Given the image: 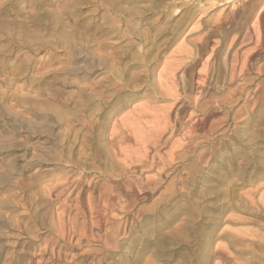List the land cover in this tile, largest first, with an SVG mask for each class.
Here are the masks:
<instances>
[{
    "label": "rangeland",
    "instance_id": "rangeland-1",
    "mask_svg": "<svg viewBox=\"0 0 264 264\" xmlns=\"http://www.w3.org/2000/svg\"><path fill=\"white\" fill-rule=\"evenodd\" d=\"M236 1L0 0V264H264V0Z\"/></svg>",
    "mask_w": 264,
    "mask_h": 264
},
{
    "label": "bare ground",
    "instance_id": "bare-ground-1",
    "mask_svg": "<svg viewBox=\"0 0 264 264\" xmlns=\"http://www.w3.org/2000/svg\"><path fill=\"white\" fill-rule=\"evenodd\" d=\"M188 1H189V0H188ZM233 1H234V0H233ZM235 1H236V0H235ZM217 2H218V1H217ZM221 2H222V1H221ZM236 2H237V4H238V5H237L238 7H239V6H241V7H246V4H247L248 0H237ZM256 2H257V0H256ZM256 2H254V3H256ZM250 3H251V0H250ZM199 4H200V3H199ZM215 5H216V4H215ZM237 6H236V7H237ZM250 6H251V5H250ZM255 6H256V5H255ZM234 7H235V6H234ZM234 7H232V8L234 9ZM248 9H249V8H248ZM250 9H251V8H250ZM239 10L241 11L240 8L238 9V11H239ZM246 10H247V9H246ZM253 10H254V8H253ZM253 10H252V12H253ZM262 10H263V9H262ZM235 11H236V10H235ZM244 11H245V10H244ZM232 12H234V11H232ZM232 12H231V13H232ZM236 12H237V11H236ZM245 12H246V11H245ZM245 12H243V13H245ZM247 12H248V11H247ZM261 12H262V11H261ZM229 13H230V12H229ZM231 13H230V14H231ZM234 13H235V12H234ZM234 13H233V14H234ZM237 13H238V12H237ZM185 14H186V13H185ZM191 14H192V13H191ZM241 14H242V13H241ZM187 15H188V14H187ZM231 15H232V14H231ZM231 15H230V16H231ZM234 15H237V14H234ZM244 15H245V14H244ZM259 15H260V14H259ZM226 16H227V15H226ZM228 16H229V15H228ZM237 16H238V15H237ZM237 16H236V17H237ZM241 16H242V15H241ZM190 17H191V16H190ZM234 17H235V16H234ZM244 17H245V16H244ZM246 17H247V16H246ZM226 18H227V17H226ZM229 19H230V17H229ZM229 19L227 18L226 22H228ZM233 19H235V18H233ZM243 19H244V18H243ZM259 19H260V18H259ZM224 20H225V19H224ZM231 22H232V20H231ZM221 23H222V22H221ZM221 23H220L219 25H221ZM224 23H225V22H224ZM229 23H230V22H229ZM246 23H247V21H246ZM222 24H223V23H222ZM223 25H224V24H223ZM226 25H227V24H226ZM231 25L233 26V24H231ZM227 26H228V25H227ZM253 26H254V25H253ZM253 26H251V30H253V29H252ZM254 27H256V25H255ZM221 28H223L222 25H221ZM226 28H227V27H226ZM249 28H250V27H249ZM258 28H259V27H258V25H257V27H256V29H257L256 32L258 31ZM223 29H225V27H224ZM229 30H230V29H228V30H226V31H229ZM248 30H250V29H247V32H248ZM254 30H255V29H254ZM216 31H217V30H216ZM218 31H219V30H218ZM226 31H225V32H226ZM222 32H224V30H223ZM260 32H261V31H260ZM214 33H216V32H214ZM219 33H220V32H219ZM249 33L251 34L250 31H249ZM226 34H227V32H226ZM257 34H258V32H257ZM260 34H261V33H260ZM260 34H258V36H259ZM216 35H217V34H216ZM223 35H224V33H223ZM228 35H229V32H228ZM228 35H227V36H228ZM247 35H248V33H246V36H247ZM251 35H252V34H251ZM246 36H245V38H246ZM248 36H249V35H248ZM248 36H247V38H248ZM258 36H257V37H258ZM245 38H244V39H245ZM201 39H202V38H201ZM233 39H234V38H233ZM249 39H251L250 36H249ZM245 40H247V39H245ZM221 42H222V41H221ZM203 46H204V44H203ZM235 47H236V46H235ZM202 48H203V47H202ZM199 51H200V50H199ZM201 53H202V52H201ZM230 53H232V52H230ZM198 54H199V53H198ZM246 54H247V53L245 52V54H244V53L242 54L243 56L241 55V57L244 58V60H245V57H246V56L244 57V55H246ZM192 55H193V54H192ZM195 55H196V54H195ZM239 56H240V55H239ZM190 57H191V56L189 55V58H190ZM192 57H193V56H192ZM236 57H237V55H236ZM236 57H235V58H236ZM187 58H188V57H187ZM238 58H239V57H238ZM246 59H247V58H246ZM248 59H249V58H248ZM250 59H251V58H250ZM192 60H193V59H192ZM194 60H195V59H194ZM196 60H197V59H196ZM244 60H243V61H244ZM246 61H248V60H246ZM185 62H186V61H185ZM249 62H250V61H249ZM243 63H244V62H243ZM248 64H249V63H248ZM180 65H181V64H179V66H180ZM182 65H183V64H182ZM188 65H189V64H188ZM241 65H242V64H241ZM191 66H192V65H191ZM204 66H205V65H204ZM234 66H235V65H234ZM234 66H233V67H234ZM206 67H207V66H206ZM244 67H245V66H244ZM251 67L253 68V66H251ZM175 68H176V67H175ZM177 68H178V67H177ZM180 68H181V67H180ZM186 68H187V67H186ZM212 69H213V68H212ZM234 69H235V68H234ZM244 69H245V68H244ZM248 69H249V68H248V66H247L246 71H247ZM167 70H168V69H167ZM175 70H176V69H175ZM175 70H174V72H175V74H176V71H175ZM239 70H240V69H239ZM262 70H263V68H262ZM169 71H170V69H169ZM169 71H168V72H169ZM234 71H235V70H234ZM244 71H245V70H244ZM246 71H245V75H246V73H247ZM172 72H173V71H171V73H172ZM237 72H238V71H237ZM169 73H170V72H169ZM183 73H184V72H183ZM230 73H231V72H230ZM232 73H233V72H232ZM242 73H243V74H242ZM242 73H241V74L244 75V72H242ZM172 74L174 75V73H172ZM172 74H170V75L172 76ZM187 74H188V72H187ZM187 74L185 73V74H183V76H184V75H187ZM228 74H229V73H228ZM203 75H204V74H203ZM205 75H206V74H205ZM212 75H213V74H212ZM230 75L232 76V74H230ZM233 75H234V74H233ZM166 76H167V75H166ZM171 76H168L169 79L171 78ZM174 76H175V75H174ZM189 76H190V74H189ZM200 76H201V75H200ZM227 76H228V75H227ZM237 76H238V75H237ZM239 76H240V73H239ZM168 77H167V78H168ZM208 77H209V76H208ZM232 77H233V76H232ZM174 78H175V77H174ZM180 78H181V77H180ZM187 78H188V75H187ZM191 78H192V77H191ZM191 78H190V81H191ZM205 78H206V77H205ZM205 78H200V79H205ZM219 78H221V77L219 76ZM236 78H237V77H236ZM238 78H240V77H238ZM244 78H245V77H244ZM169 79H168V81H171V80H169ZM171 79H172V78H171ZM176 79H178V77H176ZM200 79H199V80H200ZM206 79H207V78H206ZM166 80H167V79H166ZM166 80H165V81H166ZM181 80H182V79H181ZM183 80H184V79H183ZM183 80H182V81H183ZM185 80H186V78H185ZM209 80H210V79H209ZM168 81H167V82H168ZM172 81H173V80H172ZM175 81H176V80H175ZM188 81H189V80H187V82H188ZM202 81H203V80H202ZM204 81H205V80H204ZM204 81H203V82H204ZM207 81H208V79H207ZM218 81H219V80H218ZM220 81H221V80H220ZM231 81H232V80H231ZM233 81H234V80H233ZM237 81H238V80H237ZM160 82H161V81H160ZM179 82H180V80H179ZM179 82H178V83H179ZM198 82H199V81H198ZM208 82H209V81H208ZM163 83H165V82H163ZM175 83H176V82H175ZM183 83H184V82H183ZM185 83H186V82H185ZM188 83H189V82H188ZM191 83H192V82H191ZM215 83H216V82H215ZM218 83H220V82H218ZM247 83H248V82H247ZM249 83H250V82H249ZM249 83H248V84H249ZM165 84H167V83H165ZM186 84H187V83H186ZM198 84H199V83H198ZM182 85H183V84H182ZM199 85H201V84H199ZM202 85H203V84H202ZM211 85H213V84L211 83ZM222 85H223V84H222ZM222 85H220V87H221ZM170 86H171V85H170ZM177 86H178V85H177ZM203 86H204V85H203ZM229 86H230V85H229ZM245 86H246V84H245ZM184 87H185V86H184ZM184 87H183V88H184ZM191 87H192V86H191ZM199 87H200V86H199ZM207 87H208V86H207ZM240 87H241V86H240ZM185 88H186V87H185ZM201 88H202V87H201ZM205 88H206V87H205ZM225 88H227V87H225ZM258 88H260V87H258ZM258 88H257V89H258ZM187 89H189V88H187ZM187 89H186V90H187ZM206 89H207V88H206ZM221 89H222V88H221ZM260 89H262V88H260ZM176 90H177V89H176ZM184 90H185V89H184ZM210 90H211V89H210ZM229 90H230V89H229ZM235 90H236V89H235ZM190 91H191V90H190ZM202 91H203V90H202ZM206 91H207V90H206ZM212 91H213V90H212ZM220 91H221V90H220ZM222 91H223V90H222ZM227 91H228V88H227ZM231 91H232V89H231ZM231 91H229V92H231ZM263 91H264V90H263ZM169 92H170V91H169ZM203 92H204V91H203ZM207 92H208V91H207ZM176 93H177V92H176ZM186 93H187V92H186ZM190 93H191V92H190ZM209 93H210V92H209ZM258 93H259V92H258ZM258 93H256V94L258 95ZM263 93H264V92H263ZM164 94H165V92H164ZM169 94H170V93H169ZM203 94H204V93H203ZM185 95H186V94H185ZM189 95H190V94H189ZM191 95H192V94H191ZM191 95H190V97H191ZM199 95H200V93H199ZM204 95H205V94H204ZM229 95H230V94H229ZM173 96H176V95L173 94ZM186 96H188V95H186ZM201 96L203 97V95H201ZM209 96H210V95H209ZM160 97H161V96H160ZM204 97H205V96H204ZM258 97H259V96H258ZM163 98H164V97H163ZM227 98H228V97H227ZM261 98H262V97H261ZM263 98H264V97H263ZM155 99H156V98H155ZM188 99H189V98H188ZM237 99H238V98H237ZM253 99H255V97H254ZM175 100H176V99H175ZM180 100H181V99H180ZM196 100H197V98H196ZM234 100H235V99H234ZM250 100H252V99H250ZM260 100H263V99H260ZM182 101H183V100H182ZM230 101H231V100H230ZM232 101H233V100H232ZM234 102H235V101H234ZM247 102L249 103V101H247ZM261 102H262V101H261ZM175 103H176V101H175ZM248 103H247V104H248ZM252 103H253V102H252ZM258 103H259V102H258ZM204 117H205V116H204ZM207 118H208V117H207ZM202 120H203V119H202ZM207 120H208V119H207ZM170 124H171V123H170ZM165 126H166V125H165ZM197 126H199V125H197ZM189 128H190V127H189ZM189 128H188V129H189ZM191 128H192V127H191ZM191 128H190V129H191ZM193 128H194V127H193ZM196 128H197V127H196ZM199 128H200V127H199ZM170 129H171V128H170ZM173 129H174V128H173ZM214 129H215V128H214ZM166 130H167V129H166ZM181 130H182V129H181ZM193 130H194V129H193ZM211 130H213V129H211ZM190 131H191V130H190ZM206 131H207V130H206ZM172 132H173V131H172ZM176 132H177V131H176ZM195 132H196V131H195ZM199 132H202V131H199ZM206 133L208 134V132H206ZM194 134H195V133H194ZM194 134H193V135H194ZM198 134H199V133H198ZM203 134H205V133H203ZM159 135H160V134H159ZM195 135H196V134H195ZM195 135H194V137H195ZM143 136H144V135H143ZM188 136H189V135H188ZM200 136H201V134H200ZM204 136H205V135H204ZM146 137H147V136H146ZM151 137H152V136H151ZM157 137H159V136H157ZM162 137H163V136H162ZM194 137H192V138H194ZM124 138H125V137H124ZM138 138H139V137H138ZM169 138H170V137H169ZM190 138H191V137H190ZM256 138H257V137H256ZM140 139H141V138H139V140H140ZM157 139H158V138H157ZM208 139H209V138H208ZM141 140H142V139H141ZM191 140H193V139H191ZM127 141H128V140H127ZM158 141H159V140H157L156 142H158ZM178 141H179V140H178ZM188 141H189V140H188ZM121 142H122V141H121ZM140 142H141V141H140ZM196 142H197V141H196ZM148 143H149V140H148ZM158 143H159V142H158ZM163 143H164V142H163ZM166 143H167V142H166ZM117 144H118V143H117ZM139 144H140V143H139ZM151 144H152V143H151ZM190 144H191V143H190ZM192 144H193V143H192ZM119 145H120V144H119ZM145 145H146V144H145ZM161 147H162V146H161ZM163 147H164V146H163ZM179 147H180V146H179ZM187 147H188V146H187ZM152 148H153V146H152ZM177 151H178V150H177ZM195 151H196V150H195ZM146 152H148V151H146ZM157 152H159V150H158ZM217 153H218V152H217ZM235 153H236V152H235ZM112 154H113V153H112ZM119 154H120V153H119ZM106 155H107V154H106ZM108 155H109V153H108ZM133 155H134V154H133ZM166 155H167V154H166ZM111 156H112V155H111ZM162 156H163V155H162ZM162 156H161V157H162ZM106 157L108 158V156H106ZM112 157H113V156H112ZM154 157H155V155H154ZM156 157H157V156H156ZM161 157H158V158L160 159ZM204 158H205V157H204ZM109 159H110V158H109ZM152 159H153V158H152ZM199 160H200V159H199ZM203 160H204V159H203ZM151 161H152V160H151ZM164 161H165V160H164ZM164 161H163V162H164ZM113 162H114V161H113ZM171 162H172V161H171ZM171 162H170V163H171ZM146 163H147V162H146ZM108 164H109V163H108ZM159 164H160V162H159ZM116 165H117V164H116ZM138 165H139V164H138ZM111 166H112V165H111ZM125 166H126V165H125ZM139 166H140V165H139ZM162 167H163V166H162ZM170 167H171V166H170ZM168 168H169V167H168ZM161 169H162V168H160V171H161ZM114 170H115V169H114ZM119 173H120V172H119ZM140 173H141V172H140ZM157 173H158V172H157ZM167 174H168V173H167ZM117 175H118V174H117ZM139 176H140V175H139ZM134 179H135V178H134ZM153 179H154V178H153ZM153 179H152L151 181H153ZM132 180H133V179H132ZM148 180H149V179H148ZM154 180H155V179H154ZM145 181H146V180H145ZM149 181H150V180H149ZM151 181H150V182H151ZM155 181H156V180H155ZM127 182H128V181H127ZM132 182H134V181H132ZM146 182H147V181H146ZM150 182H149V183H150ZM153 182H154V181H153ZM171 182H172V181H171ZM147 183H148V182H147ZM169 183H170V182H169ZM126 184H127V183H126ZM129 184L132 185V183H130V182H129ZM136 184H138V183H137V182L134 183V185H136ZM150 184H151V183H150ZM131 185H130V186H131ZM138 185H139V184H138ZM140 185H141V184H140ZM160 185H161V184H160ZM124 186H125V185H124ZM126 186H127V185H126ZM130 186H129V187H130ZM120 187H121V186H120ZM133 187H134V186H133ZM133 187H132V188H133ZM138 187H139V186H138ZM141 187H142V186H141ZM153 187H154V186H153ZM159 187H160V186H159ZM135 188H136V187H135ZM149 188H150V186H149ZM129 189H131V188H128V190H129ZM137 189H140V188H137ZM153 189H154V188H153ZM153 189H152V190H153ZM141 190H143V189H141ZM168 190H169V189H168ZM126 191H127V189H126ZM126 191H125V192H126ZM132 191H133V190H132ZM134 191H135V190H134ZM145 191H146V190H145ZM128 192H130V191H128ZM135 192H136V191H135ZM135 192H134V193H135ZM175 192H176V191H175ZM177 192H178V191H177ZM136 193H137V192H136ZM112 194H113V193H111V195H112ZM125 194H126V193H125ZM127 194H128V193H127ZM131 194H132V193H131ZM131 194H129V195H131ZM150 194H151V193H150ZM176 194H177V193H176ZM113 195H114V194H113ZM113 195H112V196H113ZM115 195H116V194H115ZM118 195L120 196L119 193H118ZM181 195H182V194H181ZM104 196H105V195H104ZM122 196H123V195H122ZM124 196H125V195H124ZM145 196H146V195H145ZM174 196H175V195H174ZM125 197H126V196H125ZM125 197H124V198H125ZM146 197H147V196H146ZM118 198H120V197H118ZM126 198H127V197H126ZM184 198H185V197H184ZM96 199H97V198H96ZM98 199H99V198H98ZM101 199H103V198H101ZM106 199H107V198H106ZM129 199H130V198H129ZM116 200H117V199H116ZM120 200H121V199H120ZM122 200H123V199H122ZM122 200H121V201H122ZM99 201H100V200H98V202H99ZM101 201H102V200H101ZM103 201H104V200H103ZM103 201H102V204H103ZM106 201H107V200H106ZM110 201H112V200L110 199ZM126 201H127V200H126ZM129 201H130V200H129ZM65 203H66V202H65ZM91 203H93V202H91ZM109 203H110V202H109ZM116 203H117V202H116ZM128 203H130V202H128ZM110 204H111V203H110ZM198 204H199V203H198ZM99 205H100V204H99ZM112 205H113V204H112ZM114 205H115V203H114ZM97 206H98V204H97ZM67 207H68V206H67ZM76 207H77V206H76ZM90 207H92V206H90ZM99 207H100V206H99ZM102 207H103V206H102ZM102 207H100V208H102ZM107 207H108V206H107ZM176 207L179 208L178 206H176ZM176 207H175V208H176ZM104 208H106V207H104ZM104 208H103L102 210H104ZM117 208H118V207H117ZM121 208L123 209V205L121 206ZM128 208H129V207H128ZM85 209H86V208H85ZM91 209H92V208H91ZM91 209H90V210H91ZM96 209H97V207H96ZM110 209H111V208H110ZM114 209H115V207H114ZM126 209H127V208H126ZM186 209H187V208H186ZM112 210H113V209H112ZM117 210H118V209H117ZM120 210H121V209H120ZM120 210H118V211H120ZM63 211H64V210H63ZM118 211H117V212H118ZM121 211H122V210H121ZM91 212H92V211H90V215H91ZM97 212H98V210H97ZM110 212H111V211H110ZM113 212H114V211H113ZM122 212H123V211H122ZM83 213H84V212H83ZM83 213H82V214H83ZM120 213H121V212H120ZM99 214H101V213H99ZM99 214H98V215H99ZM108 214H109V213H108ZM121 214H122V213H121ZM96 215H97V214H96ZM93 216H94V215H93ZM99 216H100V215H99ZM104 216H105V215H104ZM76 218H77V217H76ZM93 218H94V217H93ZM103 218H104V217H102V219H100V220L102 221ZM109 218H110V217H109ZM98 219H99V217H98ZM98 219H97L96 221H98ZM105 219H106V218H105ZM113 219H114V218H113ZM113 219H112V220H113ZM91 220H92V219H91ZM93 220H94V219H93ZM96 221H95V222L92 221V222H93L94 224H95V223H98V222H96ZM103 222H104V221H103ZM62 223H63V222H62ZM62 223H61V224H62ZM101 223H102V222H101ZM104 223H105V222H104ZM110 223H111V222H110ZM87 224H88V226H89V222H88ZM82 225H83V224H82ZM91 225H92V224H91ZM123 225H124V224H123ZM78 226H79V225H78ZM98 226H100V225H97V227H98ZM73 227H74V226H73ZM94 227H95V226H94ZM94 227H93V229L96 228V227H95V228H94ZM124 227H125V225H124ZM181 228H182V227H181ZM76 229H77V228H76ZM80 229H81V231L83 230L82 228H80ZM97 229H99V228H97ZM113 229H116V228H113ZM74 230H75V229H74ZM109 230H110V229H109ZM116 230H117V229H116ZM127 230H128V229H127ZM127 230H126V231H127ZM81 231H80V232H81ZM88 231H89V230H88ZM91 231H92V230H91ZM97 231H98V230H97ZM184 231H185V230H184ZM184 231H183V232H184ZM186 231H187V230H186ZM76 232H77V231H76ZM80 232H79V233H80ZM106 232H107V231H106ZM123 232H124V231H123ZM68 233H69V232H68ZM73 233H74V232H73ZM77 233H78V232H77ZM83 233H84V232H83ZM83 233H81V234H83ZM88 233H89V232H88ZM91 233H92V232H91ZM98 234H100V233L98 232ZM110 234H111V233H110ZM127 234H128V233H127ZM199 235H200V234H199ZM89 236H90V235H89ZM98 236H99V235H98ZM112 236H115V235H112ZM125 236H126V235H125ZM130 236H132V235L130 234ZM171 236H172V235H171ZM171 236H169V237H171ZM202 236H203V235H202ZM222 236H223V235H222ZM71 237H72V236H71ZM84 237H85V236H84ZM86 237H87V236H86ZM100 237H101V236H100ZM104 237H105V236H104ZM106 237H107V236H106ZM108 237L111 238V236H108ZM117 237H118V235H117ZM161 237H162V236H161ZM172 237H173V236H172ZM174 237H175V235H174ZM110 238H109V239H110ZM142 238H143V237H142ZM164 238H165V237H164ZM164 238H163V239H164ZM106 239H107V238H106ZM200 239H201V238H200ZM235 239H236V238H235ZM173 240H174V238H173ZM180 240H181V239H180ZM197 240H198V239H197ZM197 240H196V241H197ZM53 241H54V240H53ZM56 241H57V240H56ZM100 241H101V240H100ZM110 241H111V240H110ZM154 241H155V240H154ZM160 241H161V240H160ZM166 241L168 242V240H165V242H166ZM104 242H105V240H104ZM161 242H164V240H162ZM176 242H177V241H176ZM119 243H120V242H119ZM104 244H105V243H104ZM108 244H109V243H108ZM157 244H159V241H158ZM170 244H171V243H170ZM159 245H160V244H159ZM161 246H162V245H161ZM163 246H165V245H163ZM164 248H165V247H163V249H164ZM166 250H167V249H166ZM158 251H159V248H158ZM161 251H162V250H161ZM161 251H160V252H161ZM156 252H157V251H156ZM169 252H170V251H169ZM173 252H174V251H173ZM176 252H177V251H176ZM184 252H185V251H184ZM186 252H187V251H186ZM164 253H165V252H164ZM171 253H172V250H171ZM180 253H181V252H180ZM159 254H161V253H159ZM167 254H168V253H167ZM176 254H177V253H176ZM181 254H182V253H181ZM188 254H189V252H188ZM197 254H198V253H197ZM156 255H158V253H157V254L155 253L154 256H156ZM168 255H169V254H168ZM191 255H192V254H191ZM195 255H196V254H195ZM160 256H161V255H160ZM175 256H176V255H175ZM175 256H174V257H175ZM178 256H179V255H178ZM186 256H187V255H186ZM158 257H159V256H158ZM166 257H167V255H166ZM181 257H183V256L181 255ZM198 257H199V256H198ZM156 258H157V257H156ZM163 258H164V257H163ZM171 258H172V257H171V255H170L169 260H170ZM190 258H191V257H190ZM154 259H155V257H154ZM165 259H166V258H165ZM165 259H164V261H165ZM167 259H168V258H167ZM175 259H176V258H175ZM160 260H161V257H160ZM160 260H158V261H160ZM162 260H163V259H162ZM169 260H167V262H168ZM151 261H152V260H151Z\"/></svg>",
    "mask_w": 264,
    "mask_h": 264
}]
</instances>
